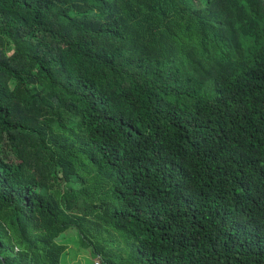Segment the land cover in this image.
I'll return each instance as SVG.
<instances>
[{
	"label": "trees",
	"instance_id": "obj_1",
	"mask_svg": "<svg viewBox=\"0 0 264 264\" xmlns=\"http://www.w3.org/2000/svg\"><path fill=\"white\" fill-rule=\"evenodd\" d=\"M264 264V0H0V264Z\"/></svg>",
	"mask_w": 264,
	"mask_h": 264
},
{
	"label": "rangeland",
	"instance_id": "obj_2",
	"mask_svg": "<svg viewBox=\"0 0 264 264\" xmlns=\"http://www.w3.org/2000/svg\"><path fill=\"white\" fill-rule=\"evenodd\" d=\"M60 242L66 246L61 264H97V261L82 248L73 229L67 230Z\"/></svg>",
	"mask_w": 264,
	"mask_h": 264
}]
</instances>
